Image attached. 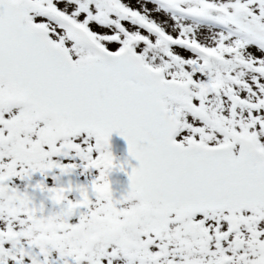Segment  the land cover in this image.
<instances>
[{"label": "snow or ice", "instance_id": "6c2138e0", "mask_svg": "<svg viewBox=\"0 0 264 264\" xmlns=\"http://www.w3.org/2000/svg\"><path fill=\"white\" fill-rule=\"evenodd\" d=\"M0 264H264V0H0Z\"/></svg>", "mask_w": 264, "mask_h": 264}, {"label": "water", "instance_id": "95a60500", "mask_svg": "<svg viewBox=\"0 0 264 264\" xmlns=\"http://www.w3.org/2000/svg\"><path fill=\"white\" fill-rule=\"evenodd\" d=\"M110 140H112L121 150H123L125 152V156L127 155V144L126 141L124 140V138L122 136H120L118 133L113 132L110 135ZM129 166H128V171L131 170V165H135L137 163V161H135V159L133 158H129ZM120 185L122 190H124L127 186V176L125 178H123L122 180H120Z\"/></svg>", "mask_w": 264, "mask_h": 264}, {"label": "rangeland", "instance_id": "374dc122", "mask_svg": "<svg viewBox=\"0 0 264 264\" xmlns=\"http://www.w3.org/2000/svg\"><path fill=\"white\" fill-rule=\"evenodd\" d=\"M110 146H111V150L113 151L114 155L117 156V157H120V158H123L124 157V154L119 151L118 149H116L111 143H110ZM124 172H121V171H117V170H114L111 175H110V178L112 179L113 181V188H114V192H113V195L114 197H119L120 194H121V191L119 190L118 186H117V179L121 176H123Z\"/></svg>", "mask_w": 264, "mask_h": 264}, {"label": "clouds", "instance_id": "9594fccd", "mask_svg": "<svg viewBox=\"0 0 264 264\" xmlns=\"http://www.w3.org/2000/svg\"><path fill=\"white\" fill-rule=\"evenodd\" d=\"M129 195L133 198H138L137 194L135 192H129Z\"/></svg>", "mask_w": 264, "mask_h": 264}]
</instances>
